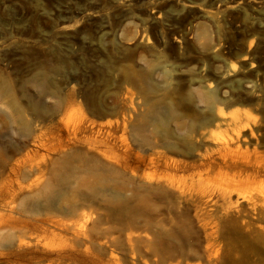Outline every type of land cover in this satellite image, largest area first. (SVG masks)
I'll use <instances>...</instances> for the list:
<instances>
[{
    "label": "rangeland",
    "instance_id": "374dc122",
    "mask_svg": "<svg viewBox=\"0 0 264 264\" xmlns=\"http://www.w3.org/2000/svg\"><path fill=\"white\" fill-rule=\"evenodd\" d=\"M231 63L236 81L220 86ZM206 84L226 111L249 109L242 150L264 160V0H0V264H63L35 261L4 236L26 225L31 243L65 248L68 235L50 222L67 221L59 210L71 204L94 242L68 264H159L150 110L183 109L171 125L181 133L204 108ZM211 177L217 187L231 174ZM46 196L47 214L15 212ZM164 217L169 228L173 211Z\"/></svg>",
    "mask_w": 264,
    "mask_h": 264
},
{
    "label": "bare ground",
    "instance_id": "6f19581e",
    "mask_svg": "<svg viewBox=\"0 0 264 264\" xmlns=\"http://www.w3.org/2000/svg\"><path fill=\"white\" fill-rule=\"evenodd\" d=\"M235 69L236 65L231 63L220 75V86L236 81ZM33 84L42 91L46 81L41 77ZM4 89H8L7 85ZM148 89L156 91L157 86L151 84ZM197 97L204 108L198 109L196 116L186 124L179 122V126L185 128L181 133H175L171 125L185 118L183 109L167 105L163 113L157 107L150 110L152 137L148 164L153 174L148 178V185L153 201L152 253L159 264H264V185L259 183L264 176V160L250 155L247 149L242 150L244 132L250 128V111L236 107L237 102L228 105L232 111H226L228 107L219 106L217 91L208 84ZM188 100L193 101V96L189 95ZM33 107L39 109L34 102ZM249 135L252 136V132ZM141 141L148 142L146 138ZM171 154L181 158H173ZM214 173H230L231 178L216 187L211 177ZM252 184L256 187L248 190L247 185ZM54 199L47 197L43 200L45 203L22 201L15 212L31 216L47 214ZM160 210L166 215L173 211L175 221L169 228H166L169 219L159 218ZM78 211V206L71 204L59 210L67 221L62 218L63 221L50 222L68 235L65 248L47 249L31 243L32 239H25L26 225L4 239L10 244L15 238V251L28 253L35 261L47 259L68 264L77 252L88 254L94 242L85 229L86 220ZM7 217L3 229L12 227L8 220L11 216ZM198 234L200 241L190 246L191 239Z\"/></svg>",
    "mask_w": 264,
    "mask_h": 264
}]
</instances>
